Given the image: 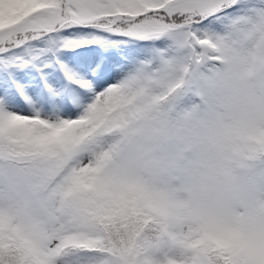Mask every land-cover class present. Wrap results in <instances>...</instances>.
<instances>
[{
    "label": "snow or ice",
    "instance_id": "1",
    "mask_svg": "<svg viewBox=\"0 0 264 264\" xmlns=\"http://www.w3.org/2000/svg\"><path fill=\"white\" fill-rule=\"evenodd\" d=\"M254 46L264 0H0V264H264L251 186L193 234L137 171L206 178Z\"/></svg>",
    "mask_w": 264,
    "mask_h": 264
},
{
    "label": "clouds",
    "instance_id": "2",
    "mask_svg": "<svg viewBox=\"0 0 264 264\" xmlns=\"http://www.w3.org/2000/svg\"><path fill=\"white\" fill-rule=\"evenodd\" d=\"M224 88L227 110L208 135L217 158L209 160L204 180L177 182L175 177H158L146 161L137 169L151 183L157 204L168 219L182 216L193 234L213 222L227 200L247 194L250 186L256 202H264L260 188L264 165L257 159L264 153V50L255 46L245 50L238 71L225 80ZM237 162L247 168L239 169Z\"/></svg>",
    "mask_w": 264,
    "mask_h": 264
},
{
    "label": "trees",
    "instance_id": "3",
    "mask_svg": "<svg viewBox=\"0 0 264 264\" xmlns=\"http://www.w3.org/2000/svg\"><path fill=\"white\" fill-rule=\"evenodd\" d=\"M76 51H77V52H80V49H77Z\"/></svg>",
    "mask_w": 264,
    "mask_h": 264
},
{
    "label": "rangeland",
    "instance_id": "4",
    "mask_svg": "<svg viewBox=\"0 0 264 264\" xmlns=\"http://www.w3.org/2000/svg\"><path fill=\"white\" fill-rule=\"evenodd\" d=\"M82 51V50H81ZM85 55L87 54V53H84Z\"/></svg>",
    "mask_w": 264,
    "mask_h": 264
}]
</instances>
